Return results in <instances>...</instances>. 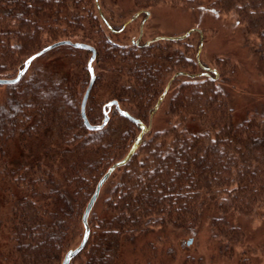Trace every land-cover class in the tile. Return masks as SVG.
<instances>
[{
    "label": "trees",
    "instance_id": "16d2710c",
    "mask_svg": "<svg viewBox=\"0 0 264 264\" xmlns=\"http://www.w3.org/2000/svg\"><path fill=\"white\" fill-rule=\"evenodd\" d=\"M98 1L114 31L94 0H0V78L15 77L49 44L83 42L96 51L85 106L90 124L102 122L110 101L147 124L175 72H201L196 47L181 49L168 40L135 45L127 37L134 20L119 32L130 19L125 13L164 2L191 12L201 28L213 19L210 28L236 40L254 76L264 77V0H111L117 12ZM58 49L60 57L35 66L51 50L16 84L0 86V264H60L81 239V215L97 181L139 133L114 106L101 130L86 129L80 103L90 52ZM232 52L211 55L218 78L173 80L130 161L102 186L88 217L87 243L69 264H157L154 242L168 227L174 238L207 229L226 258L245 244L237 218L264 207V100L245 96V72L253 75L240 63L231 65ZM173 249L167 245L164 256Z\"/></svg>",
    "mask_w": 264,
    "mask_h": 264
},
{
    "label": "rangeland",
    "instance_id": "374dc122",
    "mask_svg": "<svg viewBox=\"0 0 264 264\" xmlns=\"http://www.w3.org/2000/svg\"><path fill=\"white\" fill-rule=\"evenodd\" d=\"M104 1L107 5V8H113L117 12L115 6L111 4V0ZM174 5L175 4H170L169 2L155 4L151 7V9L145 10L149 12V15L146 18H144L145 16L141 15L143 13V11H141L138 17L134 20V24L130 27V31L127 34L130 42L137 40L139 36V26L143 19L144 23L142 27V35L138 43L150 40L156 36H180L192 28H198L202 31L203 35L202 47L199 53V61L205 63V67L211 70H216L219 77L220 73L212 62V56H221L225 50L230 52L233 51L232 54L235 56H229L230 58H227L231 65L232 63H240V65L246 69H249L250 73L253 75L248 76V74L245 72L250 84L248 82L247 86H244V90L246 91L247 95L241 92L242 97H240V100H243L244 95L247 96V98L251 97L257 99L255 102L264 100V91L258 89L259 84H264V77L258 78L257 76H254L255 70L252 67L251 61L248 60L250 57L248 58L247 55L242 52V50H237V41L230 39V36L225 32L220 34V32L217 33V30H214V28H210L209 23H211V20L213 19L206 20L204 18V21H206L203 25L206 29L204 27L201 28L199 23H197L190 16L191 12L189 13V11L185 10V8ZM107 8L106 10L103 9V12L108 13ZM132 14L133 13H125L123 19H127L129 17L131 18ZM228 16L232 18L231 22L233 25L239 26V24H236V18L232 12ZM220 20L223 22H229L224 15L221 16ZM189 36H193L192 39H190ZM189 36L182 40H172L176 41L175 44L172 45H175V47L181 49H183L186 44L191 45L194 48L196 47V58L198 49L197 43L200 41L199 34L197 32H193ZM53 50L49 55H46L45 57L38 60L35 66H39L48 60H52L62 55V50ZM208 73L212 75L211 72ZM251 84L256 87L253 88ZM3 95L4 89L0 88V98L3 97ZM237 222L243 229L245 244L242 246H235V252L228 258L222 256L219 253L217 247L213 246V244L209 241L208 231H206L207 229H203L199 236L194 234L180 233V236H176V238H174L172 237V229L170 230L168 227V229L166 228L167 230L165 234L154 242L156 250L154 251L155 257H153V261L159 264L160 259L162 258V261L164 260L162 264H264V207H262L258 213H255V215L252 217L249 216L237 218ZM189 240L191 243L187 245V241ZM77 243L74 242L71 245V248ZM165 245H169L174 248L170 256H167V258L164 256L167 251Z\"/></svg>",
    "mask_w": 264,
    "mask_h": 264
},
{
    "label": "water",
    "instance_id": "95a60500",
    "mask_svg": "<svg viewBox=\"0 0 264 264\" xmlns=\"http://www.w3.org/2000/svg\"><path fill=\"white\" fill-rule=\"evenodd\" d=\"M95 3V7L96 10L98 12V15L100 17V19L102 20V22L104 23V25L110 30V31H114L111 26L109 25V23L107 22L106 18L104 17V15L102 14L100 5L98 3V0H94ZM141 11L136 12L127 22H125L123 24V26L121 27V29L119 30V32L121 30H123V28L130 22H132L134 19H136L138 17V15L140 14ZM145 17L146 18L149 15L148 11H144ZM144 23V19L142 20L140 26H139V36L137 38V40L133 41L132 43L137 45L139 42V39L142 35V26ZM193 32H197L199 34V44H198V49H197V53H196V62L198 64V66L200 67V69L202 70V72L200 73H196V74H188L186 72H182V71H178L175 72L168 80V82L166 83L162 93L159 95V97L157 98L152 110L149 113V118H148V122L147 124H144L143 122L139 121L138 119L134 118L133 116H131L130 114H128L127 112L121 110L119 108V105L116 101H110L108 102L104 107H103V120L100 124L98 125H92L90 124V122L88 121L87 117H86V113H85V106H86V102L89 96V93L91 91V88L94 84L95 81V75H94V71H93V67H92V63L95 59L96 56V51L95 49L90 46L89 44L83 43V42H72L70 40H60L57 42H54L52 44H49L47 46H45L44 48L40 49L39 51L35 52L34 54H32L31 56H29L23 63V67L17 72L16 76L10 79H4V78H0V86H5V85H13L16 84L21 78L22 76L26 73V71L28 70V67L30 66V64L32 63L33 60H35L36 58H38L39 56L57 48L60 46H70L72 48L75 49H81V50H87L88 52H90V56L87 60V71L89 73V81H88V85L84 91V94L82 96L81 99V103H80V116L81 119L83 121L84 126L86 127L87 130H101L108 122V109L111 106H114V108L117 110V112L125 117L126 119L130 120L131 122H133L134 124H137L139 127V133L137 134L136 138L134 139L132 145L130 146L129 150L127 151V153L117 162L113 163L111 166L108 167V169L105 171V173L99 178V180L97 181L84 209L81 215V224L83 227V232H82V236L81 239L79 241V243L74 247L71 248L69 250H67L62 259L60 264H69L71 262V260L77 255L79 254L82 249L84 248V246L87 243V240L89 238V234H90V228H89V224H88V217L90 215V212L92 210V208L94 207L98 196L100 194L101 188L104 185V183L109 179V177L111 176V174L118 168L125 166L130 159L132 158V156L134 155L135 151L138 149V147L140 146L142 140H143V136L150 130L151 128V120L153 115L156 113V111L158 110L160 104L162 103L171 83L173 82V80L178 77V76H188L191 78L194 77H199V76H211L210 73L211 72L214 75V78L218 77V73L216 70H211L205 66H203L200 61H199V53L201 51V47H202V39H203V35H202V31L198 28H192L188 31H186L184 34L180 35V36H173V37H167V36H156L150 40H146L144 41L143 45L147 46L150 45L153 42L156 41H160V40H168V41H172V40H182L184 38H186L187 36H189L191 33ZM34 58V59H33ZM107 108V109H106ZM191 243V241H187V245H189ZM71 254V255H70Z\"/></svg>",
    "mask_w": 264,
    "mask_h": 264
},
{
    "label": "snow or ice",
    "instance_id": "6c2138e0",
    "mask_svg": "<svg viewBox=\"0 0 264 264\" xmlns=\"http://www.w3.org/2000/svg\"><path fill=\"white\" fill-rule=\"evenodd\" d=\"M34 59V58H33ZM71 255V254H70Z\"/></svg>",
    "mask_w": 264,
    "mask_h": 264
}]
</instances>
